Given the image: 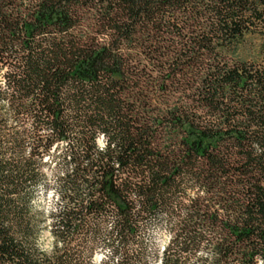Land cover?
Returning <instances> with one entry per match:
<instances>
[{
	"label": "trees",
	"instance_id": "trees-1",
	"mask_svg": "<svg viewBox=\"0 0 264 264\" xmlns=\"http://www.w3.org/2000/svg\"><path fill=\"white\" fill-rule=\"evenodd\" d=\"M0 264H264V0H0Z\"/></svg>",
	"mask_w": 264,
	"mask_h": 264
},
{
	"label": "rangeland",
	"instance_id": "rangeland-1",
	"mask_svg": "<svg viewBox=\"0 0 264 264\" xmlns=\"http://www.w3.org/2000/svg\"><path fill=\"white\" fill-rule=\"evenodd\" d=\"M258 43H259V40L257 36L249 35L247 37V42L244 44V46L240 50V55L248 59L249 57L253 55V53L257 51ZM98 144L99 145L102 144L101 139L98 140ZM59 176H60V173H58L56 170L51 171L48 177L47 186L42 188L40 191V196H39L40 206L46 211L53 210L60 205L59 197L55 189V185H54L55 179ZM150 236H151L152 241L154 242V245L160 247V245L164 241V238L166 237V231L162 227L153 228L150 230ZM46 237H47V233L44 232L42 239L45 244L47 241ZM106 254H108V249L104 248L101 251L96 252L94 258L95 260H98L100 257Z\"/></svg>",
	"mask_w": 264,
	"mask_h": 264
}]
</instances>
